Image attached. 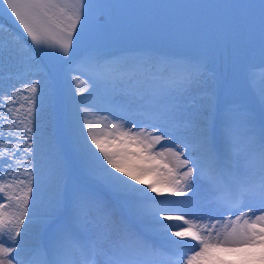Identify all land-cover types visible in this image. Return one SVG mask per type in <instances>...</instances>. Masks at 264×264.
<instances>
[{"label": "snow or ice", "instance_id": "1", "mask_svg": "<svg viewBox=\"0 0 264 264\" xmlns=\"http://www.w3.org/2000/svg\"><path fill=\"white\" fill-rule=\"evenodd\" d=\"M5 83L0 264H264V0H0Z\"/></svg>", "mask_w": 264, "mask_h": 264}, {"label": "rangeland", "instance_id": "2", "mask_svg": "<svg viewBox=\"0 0 264 264\" xmlns=\"http://www.w3.org/2000/svg\"><path fill=\"white\" fill-rule=\"evenodd\" d=\"M112 3H129V4H135V3H161V4H181V5H189V4H224V3H244L246 0H111ZM117 23H128V24H134L139 21L138 18L132 17L127 20H123L121 18H117ZM159 23L164 24V25H171L173 27L177 28H185L187 26H192V25H200V26H205L207 24L213 23L212 18H207V17H191L187 15H180V16H172V17H167V18H161ZM10 24V21L8 20L7 17L4 18L3 20V25L5 27H8ZM123 46V42L117 43L108 49L106 51L108 52H116L119 50V48ZM2 87L7 88L8 85L5 83L3 85H0ZM97 129V134L100 135L104 133V130L107 127L106 122H99L94 125ZM206 212L208 210H205ZM238 214V213H237ZM213 219H223L222 217L219 216L218 213L213 212L212 213ZM234 218V217H233ZM205 219H207V216H205ZM194 243V242H193Z\"/></svg>", "mask_w": 264, "mask_h": 264}]
</instances>
